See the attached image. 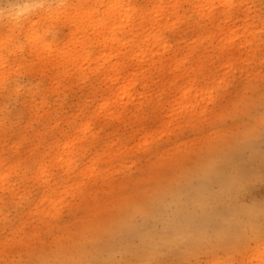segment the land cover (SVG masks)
I'll list each match as a JSON object with an SVG mask.
<instances>
[{"label":"rangeland","instance_id":"obj_1","mask_svg":"<svg viewBox=\"0 0 264 264\" xmlns=\"http://www.w3.org/2000/svg\"><path fill=\"white\" fill-rule=\"evenodd\" d=\"M186 1L66 0L21 24L0 21V159L3 170L19 165L13 188L0 186V264H264V0H238L260 35L238 34L235 52L219 49L214 27L223 18L210 24L201 2ZM209 2L218 15L219 2ZM174 3L179 13L159 23L167 44L189 56L185 68L205 57L191 79L206 95L191 107L168 88L159 96L163 79L152 73L140 108L135 102L122 119L92 115L110 64L98 53V31L134 41L127 32L141 13L147 25ZM236 10L242 27L247 21ZM205 29L216 32L211 43L202 40ZM76 39L92 45L74 47ZM31 41L46 43L50 54L40 58ZM87 51L89 70L81 61ZM42 99L51 105L36 111ZM88 113L96 136L59 153ZM96 155L98 173L88 175ZM70 157L77 169L65 167Z\"/></svg>","mask_w":264,"mask_h":264},{"label":"bare ground","instance_id":"obj_2","mask_svg":"<svg viewBox=\"0 0 264 264\" xmlns=\"http://www.w3.org/2000/svg\"><path fill=\"white\" fill-rule=\"evenodd\" d=\"M214 1H218L220 6L222 7L221 8L222 10L220 12H218V15H216V12H217L216 9L219 6L215 7V9L213 7L208 8V4L205 3L206 0H198V2H201L202 3L201 5H203L201 8L206 9L205 11L201 12V15H203L202 19L207 18L208 21H209V19H211L210 21L213 23V21H215V20H213V18L216 20L223 18L222 22L227 23V26H226V24L224 25L225 27L221 26L222 24L219 25V23H222L221 21H219V23L217 22L218 24L215 23L216 26L214 27V30L218 31L217 37L219 39L220 51H223L224 49H226L228 47H230L231 49L230 48L229 49L232 51V48H234L236 46V45L234 46V44H235L234 40H236L237 37L238 38L240 37V36H238V34L239 35L241 34L243 37V34H245V33H247V35H248V33L251 34L254 32L257 35L256 32L258 30L253 31L256 28L255 27L253 29V27L256 25H255L254 19L252 18L253 15H250L252 10L250 11L249 7L247 10H244V9H243V11L239 10L240 5L244 2L243 0H242L243 2L238 1V0H210L209 3L212 4ZM238 2H241V4ZM147 3L149 5H154V4L160 5V4L164 3V0H147ZM235 3H238V4L235 5ZM244 5H246V4H244ZM235 8H237L236 11H242V14L240 13L241 15H243L242 19H244L245 22L247 21L244 25L242 24V27H240L239 24L237 26V23H238L237 19L234 18L235 15H234L233 11L235 10ZM117 10L120 13L123 11V7L118 6ZM218 11H219V9H218ZM112 13L114 14L115 12L113 11ZM178 13H179L178 7L174 3L171 8H168V9L162 10V11H159V10L154 11L151 18H150L151 21L147 25L142 24L143 21L145 20V16H144V12L141 13L138 17L139 23L132 26L130 28V30L127 32V35L133 34L136 37V40H134V41H129V40L120 41L117 38L116 34L115 35L113 34L111 37L108 38L103 31H101V30L98 31V34H97L99 36V40H98V46L99 47L97 46L99 48L98 53H100L101 57H103L102 61L104 64L105 63L107 64L108 62H110V64H109V66H107L105 68L106 75L104 77V82L106 83L107 87L104 90V95L101 99L100 104L97 105V107L94 110L95 113H92V115H99V116L104 115L107 118L122 119L123 114L125 115L124 112L129 110L128 107H130L132 105L134 106V104L136 106L137 104L135 102H137L138 100H143L140 98H144V100H145L146 96H149V94H150L149 92L151 90V87L149 86L148 81L151 78L150 76L152 73H154L156 75L155 77L163 79L162 83L157 86L160 88V89L158 88L159 89L158 92L159 91L164 92L166 90V88H168V90L171 91L172 93L181 95V97H182L181 102L188 103L187 107H191L193 100L196 99L198 97V95L202 94V92H203L202 96L206 95V93L204 91V87H203V89H202V87H201V89H197L194 87L195 84L197 82L199 83L200 81L197 79H191V76L197 70H201L202 67L205 65V63H204L205 57L203 55L197 56V58L192 62L191 66L188 69L185 68V65L189 62V56L187 54L180 55L181 53L180 54L178 53L179 54L178 55L177 51H180V50L176 51L175 50L176 48H174V45L172 46L170 44H167L163 29L161 28V24L159 23V21L162 20L164 17H166V15H168V14L169 15H176ZM252 14H254V13L252 12ZM255 14H256V12H255ZM233 15H234V17H233ZM214 16H217V17L215 18ZM250 16H252V17H250ZM125 17H126V15H125ZM249 19H253L254 25L248 22ZM244 20H241V22H243ZM210 21H209V23H210ZM203 22H205V21L203 20ZM199 24L202 26L201 23H199ZM215 24H212V25L214 26ZM200 25L198 26V28L203 29L202 27L200 28ZM204 26L206 28V22H205ZM210 27H212V26L210 25ZM119 29H124V28L122 27ZM206 30L208 31V29H205V32H207ZM240 30H243L242 31L243 33L242 32L240 33L239 32ZM215 31L210 30L207 33H204L205 38L202 36L203 37L202 40H205V42H206V40H209V42L211 43L213 38L215 37V36H213ZM202 32H204V31H202ZM216 32H215V35H216ZM258 35H260L259 31H258ZM253 36L254 35H250L251 39ZM244 37H245V35H244ZM244 37H243V39H244ZM247 39L245 38L244 40H247ZM252 40H254V39H252ZM91 41L92 40H90V39L87 41H81L79 39H76L72 43V45L74 47H89L90 45H92ZM251 41L249 40L250 43L248 41H245V42L248 43V46H253L254 44L252 45ZM33 42L36 45L37 42H39V41H36V42L31 41V44H32L31 46L34 45ZM256 42H258V40H256ZM39 44H37L38 45L37 47L38 48L40 47L39 53L43 52L44 50H47L50 52L49 47L46 46V43H43L40 45ZM41 45H44L46 47V49L42 50V48L44 46H42V48H41ZM113 47H115V50H113ZM117 47H118V50H116ZM175 47H176V45H175ZM33 48L36 49V46H34ZM38 48H37V52H38ZM110 48H112V49H110ZM235 49L236 48L233 49L234 50L233 52H235ZM49 52H43L44 54L42 53L43 54L42 56L40 54V58L44 57L45 54L49 53ZM167 52H168V54L170 52L169 56L166 55L168 57L165 56V53L167 54ZM89 54H90V52L87 51L86 55H84V57H83V60H81V61H84L86 63V65H84L85 63L82 64L79 60V62L82 65L86 66L85 69H88V70L91 67L92 62H93L92 59L90 58ZM229 54L231 55L232 53H229ZM221 55L219 57L222 58ZM46 56H48V55L46 54ZM44 58H46V57H44ZM44 58H42V59L44 60ZM49 58H50V56H49ZM47 60H48V57H47ZM47 60L45 59L44 63H46ZM71 62L73 63V65H72L73 70H77L80 68V67H77L79 65L78 61L72 60ZM1 63L3 64V62H1ZM2 64H1V66H2ZM58 65L59 64H57L55 66H58ZM233 65H234L233 62L229 63V68H232ZM55 66H53V67H55ZM127 66L130 67V70L126 69ZM80 69L85 72V69L84 70L82 68H80ZM72 71L70 74L74 75L75 73H73ZM0 74L2 75V71L0 72ZM5 74L3 73L2 78H0V84H1V79L3 80V78L6 77ZM166 74H167V76H165ZM79 75L83 76L84 73H81ZM67 76H68V74H67ZM200 79L202 80V78H200ZM209 79L211 80L210 82H212V80H214L215 77L210 75ZM53 80L55 81L56 78ZM220 81H222V83L224 82V80H221V79H220ZM3 83H4V81H3ZM53 83H52V85H53ZM2 85H4V84H2ZM53 90H54V92L52 91V93H54L56 95H57V93L59 94L61 92V90H59V89H58V91L55 88ZM160 92H159V96H162V95H160L161 94ZM199 97H201V95ZM190 103H191V105H190ZM47 104H49V105L47 106ZM50 105H51L50 102H48V101L46 102L44 99H42L40 102H35L33 106H34V109L36 111H38V110L43 109L46 106L48 107L46 109H49ZM140 105L142 106L140 101H138L137 106L139 108L141 107ZM130 111L131 110H129V112ZM83 112H86V111H83ZM81 113H82V111H81ZM88 115H89V113H88ZM84 117H85V121L74 132V134H75L74 141L67 140V142H65L62 146H60V149L58 148L59 153H65L67 155L71 154L72 150L76 146L77 142H79V143L83 142L82 139L86 136V134L89 132L91 133V131H92L91 126L93 125V123L91 122V117H90V115L84 116ZM170 126H171V124H170ZM168 127H167V129H170V127L169 128ZM92 133H91V136L93 135ZM96 133H98V132H96ZM94 135L96 136V134H94ZM37 146H39V145H37ZM15 147H13V148L16 150L17 147L16 148ZM91 161H92L91 163L89 162L90 165L87 166L83 170V171H87L88 175L95 173L96 168H97L96 165L98 162H100V156L96 155V158H93ZM63 163H64L65 167L68 169L71 168L72 165H73L72 168H74V169L75 168L77 169V167H78L77 165L76 166L74 165L75 163L73 164L71 157L68 158ZM4 164H5L4 161L2 159H0V184H2L0 186H2V188L4 185L9 187V184H11L9 182V180H10L9 178L11 177L10 175L12 172H14V174H15L14 170H18V169H16V167L17 166L19 167V165H16V167L14 169L15 165H13L12 167H9V168L3 170V167H5ZM18 164H20V162H18ZM42 168H44V167H42ZM42 168H39V170H38L39 174H43ZM12 169H14V170H12ZM77 172H78V170H77ZM97 173H98V171H96V174ZM45 181H47V180H45ZM8 182H9V184H8ZM13 186L14 185H12V184L10 185L11 189L13 188ZM4 189H6V188H4ZM262 253H264V252H262ZM259 255H261V254H259ZM259 255H256V256H259ZM261 256L264 257V254H262ZM262 257H261V261H262Z\"/></svg>","mask_w":264,"mask_h":264},{"label":"clouds","instance_id":"obj_3","mask_svg":"<svg viewBox=\"0 0 264 264\" xmlns=\"http://www.w3.org/2000/svg\"><path fill=\"white\" fill-rule=\"evenodd\" d=\"M66 0H0V21L21 24L40 11L63 7Z\"/></svg>","mask_w":264,"mask_h":264}]
</instances>
